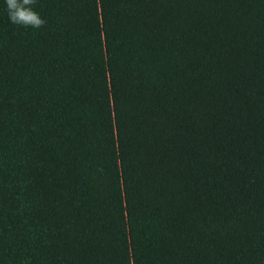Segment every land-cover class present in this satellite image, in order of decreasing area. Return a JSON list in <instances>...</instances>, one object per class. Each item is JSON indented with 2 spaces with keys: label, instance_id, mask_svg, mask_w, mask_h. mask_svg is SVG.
Here are the masks:
<instances>
[{
  "label": "trees",
  "instance_id": "1",
  "mask_svg": "<svg viewBox=\"0 0 264 264\" xmlns=\"http://www.w3.org/2000/svg\"><path fill=\"white\" fill-rule=\"evenodd\" d=\"M0 0V264H264V0Z\"/></svg>",
  "mask_w": 264,
  "mask_h": 264
},
{
  "label": "clouds",
  "instance_id": "2",
  "mask_svg": "<svg viewBox=\"0 0 264 264\" xmlns=\"http://www.w3.org/2000/svg\"><path fill=\"white\" fill-rule=\"evenodd\" d=\"M36 3L37 0H5L10 22L33 29L43 27L46 21L34 10Z\"/></svg>",
  "mask_w": 264,
  "mask_h": 264
}]
</instances>
